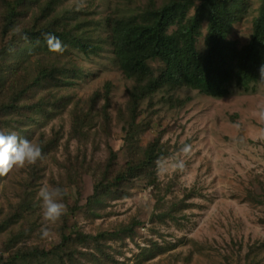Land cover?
<instances>
[{
    "label": "rangeland",
    "instance_id": "374dc122",
    "mask_svg": "<svg viewBox=\"0 0 264 264\" xmlns=\"http://www.w3.org/2000/svg\"><path fill=\"white\" fill-rule=\"evenodd\" d=\"M5 1L0 130L41 146L43 158L0 177L3 261L38 249L51 253L14 264H264V121L257 115L264 82L244 88L233 80L221 97L165 83L134 108L130 92L138 83L119 67L112 22L164 0H25L3 34ZM262 1L236 6L229 38L239 49L252 38ZM207 28L204 22L201 51ZM48 33L65 51L49 50ZM148 64L155 76L165 68L159 59ZM42 70L53 72L36 83ZM186 143L190 157L180 152ZM152 144L161 154L144 162ZM111 150L117 157L110 164ZM130 161L141 163L136 174L115 182ZM43 186L68 191L67 213L46 239L39 231Z\"/></svg>",
    "mask_w": 264,
    "mask_h": 264
},
{
    "label": "trees",
    "instance_id": "16d2710c",
    "mask_svg": "<svg viewBox=\"0 0 264 264\" xmlns=\"http://www.w3.org/2000/svg\"><path fill=\"white\" fill-rule=\"evenodd\" d=\"M239 1L242 0H164L161 6L148 8L141 15L114 19L112 36L119 67L138 83L130 92L132 106L135 108L139 99L165 83L188 85L207 95L221 97L229 93V84L233 80L244 88L259 80V68L264 65V0L254 20L252 38L240 49L229 38ZM5 2L8 18L3 34L14 28L18 9L25 0ZM194 5L195 11L189 15L188 10ZM204 22L208 23L206 51H201L197 42ZM32 35L35 37L37 33ZM71 42L86 52L92 49L80 40ZM151 59L164 63L165 68L159 76L154 75L148 64ZM52 72L42 70L35 82L51 76ZM3 110L6 107L0 108V112ZM159 154L152 144L145 152L144 162H153ZM116 157L111 150L110 164ZM140 164L128 162L126 169L114 177L115 182L132 177ZM50 253L38 249L19 250L11 263L3 261L0 256V264H14L17 260L27 262L32 258L47 257Z\"/></svg>",
    "mask_w": 264,
    "mask_h": 264
},
{
    "label": "clouds",
    "instance_id": "9594fccd",
    "mask_svg": "<svg viewBox=\"0 0 264 264\" xmlns=\"http://www.w3.org/2000/svg\"><path fill=\"white\" fill-rule=\"evenodd\" d=\"M78 7H84L81 3ZM47 46L50 51L62 53L65 51V45L55 35L48 33L44 35ZM260 80L264 82V65L259 68ZM258 118L264 121V105H261L257 113ZM180 152L184 157L192 155V146L184 144ZM43 158L41 146L33 144L26 138L20 137L15 132H5L0 130V177L7 176L14 168H23L26 165H34ZM157 168L160 171L165 170L163 159L156 161ZM174 167L178 171L185 169V160L181 159L175 162ZM68 195L65 188L43 186L38 193L40 198V208L42 213V226L40 235L42 239L49 238L51 235V226L56 224L67 213V206L63 202Z\"/></svg>",
    "mask_w": 264,
    "mask_h": 264
}]
</instances>
